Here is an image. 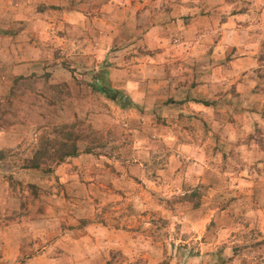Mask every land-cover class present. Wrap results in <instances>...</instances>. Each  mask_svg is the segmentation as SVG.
<instances>
[{"label": "rangeland", "instance_id": "rangeland-1", "mask_svg": "<svg viewBox=\"0 0 264 264\" xmlns=\"http://www.w3.org/2000/svg\"><path fill=\"white\" fill-rule=\"evenodd\" d=\"M9 1L15 10L0 12V264H264L251 221L221 211L195 221L197 197L177 194L165 175L155 171L152 188L119 171L150 126L126 78L169 79L188 40L198 56L185 64L204 69L230 62L234 41L256 39L264 117V0ZM109 80L118 100L96 88ZM236 160L215 163H251ZM259 160L264 177V153Z\"/></svg>", "mask_w": 264, "mask_h": 264}, {"label": "crops", "instance_id": "crops-1", "mask_svg": "<svg viewBox=\"0 0 264 264\" xmlns=\"http://www.w3.org/2000/svg\"><path fill=\"white\" fill-rule=\"evenodd\" d=\"M25 1L20 4L26 5ZM3 6L0 12L15 10L9 0ZM229 34L230 29H226L223 43ZM255 41H234L232 46L238 51L230 62L220 68L197 69L185 64L198 56L189 50L195 40H188L174 53L183 61L180 68L170 70V78L163 84L158 80L148 85L145 79L133 84L127 75L124 87L136 93L134 107L150 126L134 136V144L121 156L126 164L119 171L123 178L150 182L152 188L160 183L154 175L157 171L172 181L177 194L197 197L199 206L191 210L195 221L215 220V213L221 211L223 216L251 221L249 228H256L264 237V177L259 169V157L264 153V117L256 80L260 61ZM158 72L160 75V68ZM111 81L109 86L114 87ZM244 124L251 125L252 131H242ZM240 156L250 157L251 163H239ZM234 158L237 167L215 163ZM8 197L3 194L1 199L7 201Z\"/></svg>", "mask_w": 264, "mask_h": 264}, {"label": "trees", "instance_id": "trees-1", "mask_svg": "<svg viewBox=\"0 0 264 264\" xmlns=\"http://www.w3.org/2000/svg\"><path fill=\"white\" fill-rule=\"evenodd\" d=\"M96 88L99 92L107 95V97H109L112 100H118L120 98L119 91L109 86L108 84L97 83Z\"/></svg>", "mask_w": 264, "mask_h": 264}]
</instances>
